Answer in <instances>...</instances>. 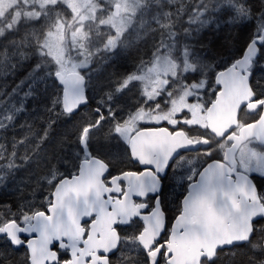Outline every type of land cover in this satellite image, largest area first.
Wrapping results in <instances>:
<instances>
[{
  "label": "snow or ice",
  "instance_id": "6c2138e0",
  "mask_svg": "<svg viewBox=\"0 0 264 264\" xmlns=\"http://www.w3.org/2000/svg\"><path fill=\"white\" fill-rule=\"evenodd\" d=\"M0 264H264V0H0Z\"/></svg>",
  "mask_w": 264,
  "mask_h": 264
},
{
  "label": "rangeland",
  "instance_id": "374dc122",
  "mask_svg": "<svg viewBox=\"0 0 264 264\" xmlns=\"http://www.w3.org/2000/svg\"><path fill=\"white\" fill-rule=\"evenodd\" d=\"M228 53L225 52V55H227ZM129 66H130V62H129ZM37 114L43 116L45 115V113L43 112V105L42 104H39L37 105ZM40 121H37V123H39ZM60 131H63V129H60Z\"/></svg>",
  "mask_w": 264,
  "mask_h": 264
},
{
  "label": "flooded vegetation",
  "instance_id": "af4514ba",
  "mask_svg": "<svg viewBox=\"0 0 264 264\" xmlns=\"http://www.w3.org/2000/svg\"><path fill=\"white\" fill-rule=\"evenodd\" d=\"M113 195H116L115 193H113ZM171 198V197H170ZM135 199H139V198H135Z\"/></svg>",
  "mask_w": 264,
  "mask_h": 264
}]
</instances>
